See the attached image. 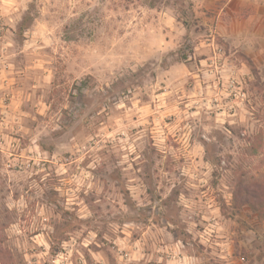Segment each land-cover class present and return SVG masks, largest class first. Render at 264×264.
<instances>
[{
    "label": "clouds",
    "instance_id": "clouds-1",
    "mask_svg": "<svg viewBox=\"0 0 264 264\" xmlns=\"http://www.w3.org/2000/svg\"><path fill=\"white\" fill-rule=\"evenodd\" d=\"M0 264H264V0H0Z\"/></svg>",
    "mask_w": 264,
    "mask_h": 264
}]
</instances>
